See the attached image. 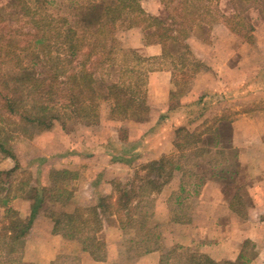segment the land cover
Returning <instances> with one entry per match:
<instances>
[{
    "label": "crops",
    "instance_id": "obj_1",
    "mask_svg": "<svg viewBox=\"0 0 264 264\" xmlns=\"http://www.w3.org/2000/svg\"><path fill=\"white\" fill-rule=\"evenodd\" d=\"M141 6L148 14L159 12L156 0L152 10L142 1ZM260 26L264 27V21ZM211 30L213 41L216 31L222 32L221 37L225 39L231 35L226 22H218ZM143 31L146 30L139 26L129 29V46L137 48L143 57L159 59L164 53L162 40L143 38ZM185 40L190 47L191 59L198 58L205 65L204 71L193 76L190 99L175 107L185 113H172L173 69L159 67L147 71L148 99L144 101L149 106L148 118L143 120L145 122L129 120L143 128V146L132 153L144 165H135L136 158L131 160V165L122 156L111 160L105 169H98L100 173L96 174L95 180H85L79 184L80 188L77 186L69 192V199L63 206L65 212L71 213L77 205L93 196L97 203L110 200L109 197L114 200L115 185L125 180H122L123 176L119 178L118 172L131 169L132 174L136 171L141 175L147 164L175 155L177 158L173 161L170 177L156 179L150 195L152 207L145 209L148 215L145 216L144 229L136 222L132 223L131 231H124L127 227H121L116 219L103 222L101 232L105 238V256L95 259L75 236L54 229L53 213L56 209L46 215L41 204L23 236L22 264H264V84L255 86L254 99L247 97L241 83L214 85L217 69L209 61L213 46L206 48L191 34ZM229 58L224 61L225 73L232 68L227 65ZM233 89L239 92L238 98H228ZM215 90H223L227 95L217 101L211 99L208 95ZM202 93L207 99L199 98ZM232 101L254 108L239 109V113L233 115L234 119L229 117L230 121L233 120L232 131L229 139L223 142L217 132L220 119L212 121L210 118H214L212 114L215 112L211 110L218 102L231 104ZM190 107H199L203 112L194 118L190 111L186 113ZM157 119L160 122L158 132L148 134L149 128L144 127L145 124L155 123ZM192 120L194 122L189 126ZM184 122L186 128L182 126ZM196 129L200 130L199 136L192 138L187 145L179 143L181 138L193 134ZM125 153L122 149L117 152ZM203 155H208L206 168L201 164ZM230 157L235 159L234 167L230 166ZM109 168L111 173L106 175L104 171ZM230 179L234 180L235 186L244 189L240 192L235 189V203L227 192L232 189L229 183L226 184ZM30 202L31 197L23 194L11 198L0 206L3 214L0 221L11 210L17 211L22 219L27 218ZM146 227L152 234L144 233Z\"/></svg>",
    "mask_w": 264,
    "mask_h": 264
},
{
    "label": "rangeland",
    "instance_id": "obj_2",
    "mask_svg": "<svg viewBox=\"0 0 264 264\" xmlns=\"http://www.w3.org/2000/svg\"><path fill=\"white\" fill-rule=\"evenodd\" d=\"M26 1L31 6L36 4L34 0ZM47 1L45 7L38 8L37 12L30 15L29 13H21V0H0V31H2L4 37L6 34H10L13 37L16 35L19 43L22 44L33 37L22 33H26L29 30L33 32L38 30V36H46L43 43H52L54 42L52 36L57 27L66 28L70 24L73 25V22L79 17L80 5L84 6L99 0ZM141 1L147 4L150 10L153 9V5L155 7V0ZM156 1L159 3L158 14L161 17H167L175 3H177V0H169L170 4L164 7L159 2L160 0ZM206 4L210 11L209 13H204V15L209 20L195 22L189 34L195 38L197 43L202 42L206 48L210 47V45L213 46L209 61L215 66L217 73L213 80L214 83H212L214 85H221L225 82H231L230 84L236 85L241 83L243 85L242 89L244 88L247 91V97L254 99L256 97L255 86L264 84V27H258L264 21V12L256 10L258 7H264V0H256V2L253 0H208ZM253 4H257V6L253 7ZM241 8H243L242 11L240 10ZM217 9L219 10L218 12ZM223 12L227 14L226 18ZM207 14L210 15V18H208ZM50 17H53L54 20L51 23H47ZM146 17L144 21L137 25H130L131 19L116 22L112 27V31L106 35V46L99 49L95 48L92 51L89 50L88 41H92L96 37L94 36L95 34H89L88 38H86V46L81 49L71 64L65 62V60L53 59L44 62L43 65L36 66L38 70L46 72L47 80L54 88L55 94L52 95L51 102L54 101L57 109H59L60 117L45 128H41L42 126H31L25 134L21 132L13 137L6 145L7 151L0 150V170L10 171L6 176L4 174L1 176L6 180H11L13 184L11 187L12 191L16 189L18 182L26 181L28 190L24 194L25 197H32L34 193L40 194L44 199L41 209L46 215L53 209H56V211L64 210L63 206L65 205L62 206L60 202L65 195L75 190L81 182L84 183L85 180L88 181L89 179L95 180L96 174L100 173L98 169H102V167L105 169L111 160L122 156L131 165V160L136 158L132 151L143 146V128H138L135 122L131 123L129 121L131 120L130 118L122 117V113L118 108L113 107L112 99L108 96L109 84L117 85L128 97H132L136 102H141L148 99L147 71L157 70L159 67L172 68L174 82L172 86L173 93L170 97V105L173 107L172 113H185V110L175 107L190 99L189 88H191L193 83V76H196L198 72L204 71L205 65L203 66V63L198 58L196 60L191 59L190 47L186 40L184 41L187 45L176 48L177 45L175 43H173L175 47H172L173 44L170 43V46V40L164 37L163 27L156 24L151 25L150 18ZM35 20L36 22L29 23V21ZM218 22H226L231 35L225 39V37H221L222 32L216 31L217 36L215 41H213L211 39V27L217 25ZM41 23L47 24L48 27L44 28ZM136 26L146 30L143 31V38L157 37L161 40L162 38L167 39V48H165L162 57L149 59L143 57L137 48L129 46L130 34H128V31L131 27ZM185 26L184 24L181 25L182 28ZM39 27L42 28L39 30ZM149 28L151 29L149 30ZM168 34L169 31H167L166 36ZM216 42L217 44H214ZM88 51L91 54L85 60L86 52ZM182 52H185V55ZM49 54L63 57L65 52L52 44ZM226 57H230L227 65L230 68L232 67L227 73H225L226 65L224 62ZM83 61H86L87 67L94 73L97 83V96L96 105L86 100L83 104L87 106L80 110L81 107L75 97L74 85L68 75L71 73L73 64L78 66ZM61 63H64L63 67H61ZM3 67L6 69L9 65L5 63ZM224 92L223 90H215L208 96L217 101L227 95ZM230 93L228 98L239 97V92L235 89ZM199 98L207 99L205 93L199 95ZM253 108V106L248 104L246 106L241 105L236 101H232L231 104L217 103L215 108L211 110L215 112L212 114L214 118L210 119L212 121L215 118L220 119L217 123V132L219 131L218 133L221 135L223 142L229 139L232 131L230 125L233 120L230 121L229 117L233 118V115L239 113V109L246 111ZM189 111V114H194V118L200 111L203 112L199 107L192 109L190 107L186 113ZM193 122L194 120L190 121L188 125H192ZM159 125L160 122L157 119L155 123H146L144 127L149 128V130L145 128L148 134L154 135L158 132ZM182 126L186 128L185 122ZM199 131V129H196L193 134L188 133V136L181 138L179 143L187 145L192 138L200 135ZM121 149L125 150L126 153L123 155L117 154ZM135 154L137 155V152ZM203 156L204 163L202 162L201 164L206 168L208 155ZM214 157L218 156L215 155ZM167 158L173 162L177 157L173 155V157ZM135 160V165H144L137 158ZM228 160L232 161L230 166L234 167V157H230ZM192 161H194V158H192ZM148 165L145 166L146 168L145 170L143 169V174L141 175L150 172ZM60 170H64L67 173L55 175L54 172ZM104 172L106 175L109 172L111 173V168ZM114 172L115 170H112V173ZM118 173L119 178L123 176L122 180L127 177L131 178L132 174L131 169ZM63 174L65 178L62 180ZM228 183L232 189L229 188L230 190L227 192L231 194L232 201L235 203V189L238 192L244 189L243 187L235 186L233 179L226 182L227 185ZM25 186L27 187V185ZM104 201H107V199ZM96 203L93 196L81 202L77 207ZM9 212H14V216L17 219H22L18 216L17 211L11 210ZM0 215L3 214L0 213ZM4 223H7V219L0 222V228L4 226ZM128 229L131 231V227H127L124 231H128ZM0 256V261L5 260L6 264H15L14 261L10 262L7 260L9 256L2 257L1 254ZM13 257H15V254ZM19 264H22L21 257Z\"/></svg>",
    "mask_w": 264,
    "mask_h": 264
},
{
    "label": "trees",
    "instance_id": "obj_3",
    "mask_svg": "<svg viewBox=\"0 0 264 264\" xmlns=\"http://www.w3.org/2000/svg\"><path fill=\"white\" fill-rule=\"evenodd\" d=\"M34 1L36 4L31 6L28 1L21 0V13L31 15L37 12L38 8L45 7L48 2L47 0ZM207 1L177 0L167 17L146 13L141 6V0H99L84 6L80 5L79 17L73 22V25L70 24L66 28L57 27L52 36L54 38L52 43H43L46 36H38V30L22 33L33 36L22 44L19 43L16 35L13 37L6 34L4 37L0 31V150L6 152V145L13 137L21 132L25 134L29 127L42 126L41 128H45L60 117L59 109H57L54 101L51 102L52 95L55 94L54 88L47 80L46 72L38 70L36 66L43 65L44 62L53 59L65 60L71 64L81 49L86 46V38L89 34H95L96 37L92 41H88L89 50L99 49L106 46V35L112 31L116 22L131 19L129 24L137 25L144 21L146 16L150 18L151 25L156 24L163 27L164 37L170 40L169 45L175 43L176 48L187 45L184 40L191 31L193 24L197 21L209 20L204 15L210 11L206 4ZM253 1L256 2V0ZM159 2L164 7L170 4L169 0H160ZM254 6L257 4H253ZM257 9L264 12V7ZM240 10L242 11L243 8ZM223 14L226 18L227 14L225 12ZM207 16L210 18L209 14ZM52 20L54 18L50 17L47 23H51ZM33 22L36 20L29 21V23ZM182 24L186 26L182 28ZM41 25L44 28L48 27L45 23H41ZM40 28L42 27H39V30ZM167 31H169L168 36H166ZM43 32L45 33V31ZM166 38H162L164 51L167 48ZM52 44L61 48L65 55L63 57L50 55ZM172 47H175L174 44ZM90 51L86 52L85 60L91 54ZM182 54L185 55V52ZM5 63L9 65L6 69L3 67ZM63 64L61 63V67ZM71 68V73L68 76L74 85L75 97L81 107H79L80 110L87 106L83 104L86 100L94 105L97 96V83L93 71L87 67L86 61L81 62L78 66L73 64ZM108 96L112 99L113 107H117L122 113V117L139 121L148 118L149 106L145 104V101L136 102L117 85H108ZM148 166L150 167L149 173L140 175L135 171L131 178L127 177L123 182L117 183L114 188L116 193L114 200L109 197L110 200L104 202L99 201L97 204L79 206L71 213L64 210L55 211L53 213L54 229H62L75 236L81 242L83 249L87 250L93 258H104L105 238L101 232L103 222L105 224L116 219L121 227H131L133 222L143 227L145 216L148 215L145 209L152 207L153 204L150 195L155 189L156 179H168L171 175L173 162L169 158L162 157ZM151 172L153 173L151 174ZM9 173V170H0V206H4L11 198L19 194H26L28 190V183L20 181L16 184V189L12 191L11 180H6L1 176L2 174L6 176ZM54 173L59 175L67 172L60 170ZM64 174L61 177L62 180L65 178ZM69 196L67 193L61 200L62 206L67 202ZM43 203L44 199L40 194L34 193L31 197L30 212L27 218H18V220L14 216V212L5 214L4 219H7V223H4V226L0 228V254L2 257L9 256L7 260L10 262L20 263L24 233ZM122 211L124 212L121 213ZM144 233L152 234L148 227ZM14 254L15 257H13ZM0 264H6L5 260L0 261Z\"/></svg>",
    "mask_w": 264,
    "mask_h": 264
}]
</instances>
